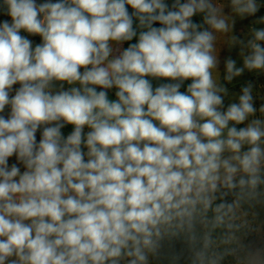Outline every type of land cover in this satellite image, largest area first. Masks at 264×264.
Segmentation results:
<instances>
[{"label": "clouds", "instance_id": "1", "mask_svg": "<svg viewBox=\"0 0 264 264\" xmlns=\"http://www.w3.org/2000/svg\"><path fill=\"white\" fill-rule=\"evenodd\" d=\"M0 264H264V0H0Z\"/></svg>", "mask_w": 264, "mask_h": 264}]
</instances>
